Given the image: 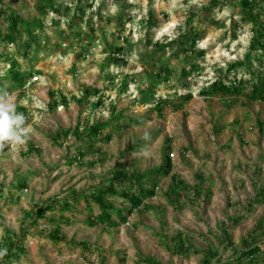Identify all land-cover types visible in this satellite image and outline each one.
I'll use <instances>...</instances> for the list:
<instances>
[{
	"label": "rangeland",
	"instance_id": "obj_1",
	"mask_svg": "<svg viewBox=\"0 0 264 264\" xmlns=\"http://www.w3.org/2000/svg\"><path fill=\"white\" fill-rule=\"evenodd\" d=\"M35 2L0 4L45 27L29 55L26 35L18 46L0 43V90L13 94L17 108L24 107L29 130L25 145L6 144L0 152V246L6 252L8 238L22 237L25 247L20 261L11 264H100L102 258L105 264H229L246 240L264 241V103H230L202 94L224 75L221 69L244 58L250 26L238 27L235 38L228 7L214 12V20L202 19L210 0H90L93 8L83 17L68 4V15L45 18L38 16ZM150 14L157 26L148 33ZM195 15L196 25L204 20L198 49L205 57H176L171 49H158L157 43L176 38ZM0 26L8 24L0 20ZM64 43L71 50L65 51ZM17 69L30 75L22 90L7 80ZM88 88L101 94L80 103ZM100 96L104 105L96 107ZM159 103H169L161 116ZM120 115L145 122L106 129L104 135L113 132V139L97 142L103 153L73 162L87 145L77 129L84 133L94 123L114 128ZM145 130L152 135V157L135 158L131 148L144 144ZM59 131L71 133L57 139ZM30 144L36 149L32 154ZM168 156L171 175L128 224L88 227L83 201L64 217L49 213L35 223L38 207L107 185L117 163L131 173L143 172L163 166ZM58 230L60 243L52 240ZM72 243H87L93 252Z\"/></svg>",
	"mask_w": 264,
	"mask_h": 264
},
{
	"label": "trees",
	"instance_id": "obj_2",
	"mask_svg": "<svg viewBox=\"0 0 264 264\" xmlns=\"http://www.w3.org/2000/svg\"><path fill=\"white\" fill-rule=\"evenodd\" d=\"M2 1L3 0H0V4H2ZM67 1L68 4L76 5L82 17L87 14V9L90 10L93 8V5L89 3L90 0ZM58 2V0H36L34 9L38 13V16L42 18L53 14L64 15L65 13L68 15L71 12V8L67 6L68 4H59ZM84 2H86L85 7L83 6ZM226 7L232 9L230 18L235 38L236 29L238 27L245 25L250 26L251 39L248 50L242 60L230 63L225 71L221 69V73H224V75L213 82L202 94L210 98H220L222 101H228L230 103L240 100H246L252 103H264V0H210L209 4L203 9L206 15L203 16L202 19L207 21L214 20L213 13L217 10L221 12L225 10ZM236 9H239L238 14H235ZM237 16H240V20L236 19ZM198 17L199 15H195L191 18L176 38L171 39L165 44L157 43L156 46L158 49L163 53H166L167 49H171L173 55L176 57L182 55L205 57L206 51L198 49V44L203 40L204 34L201 28L204 20L202 23L199 21V25H196L195 19ZM0 20L8 24L6 29L0 26V43L6 46H18L23 35L29 37V41L25 44V55H29L33 42L37 41V39L40 38L39 35L45 32V27L43 25L30 23L18 14V12L8 11L6 8L0 9ZM145 23L148 33H151L157 26V21L153 14L149 15ZM120 26L123 29L124 24L120 23ZM146 42L149 45L153 44L150 38H147ZM116 51L120 53L123 50L117 49ZM127 56L129 57L130 53H128ZM183 72L185 76L191 75V72H186L185 70ZM29 77L30 75L23 74L17 69L11 71V75L7 80L12 85L13 89L22 90L25 88ZM127 88L128 85H124L123 90L126 91ZM85 93L86 98L79 100L80 103L89 100L93 96L97 98L101 94V91H92V89L88 88L85 90ZM63 99L65 102L67 101L66 98ZM190 99L191 96L184 98L186 101ZM167 104L169 103L157 104L156 111L160 116ZM103 105L104 100L100 96L95 106L99 107ZM17 111L26 114L24 107H18ZM115 122L114 128L111 127L113 126L112 123H94L88 128H85L83 130L84 133L80 132L79 127L76 133L80 136H84L83 140L87 145L85 149L81 148L78 150L73 162L84 163L83 161L88 156L102 154L103 149L97 147V142L109 144L113 139V132L106 136L104 135L106 129L110 128L116 132L125 126L141 125L145 120L143 118L125 119L120 115L115 118ZM70 133L71 131H59L56 134L57 139L68 136ZM138 149V146L131 148L132 151H137ZM35 150L34 146L30 144L29 153L32 154ZM172 171L173 163L169 156L163 166L143 172L141 170H136L131 173L125 164L119 162L111 171L110 177L108 178L110 180L107 185L86 190L60 203L51 202L47 205L38 207L35 212V223L39 222V220H46V216L49 213L60 212L64 217L65 213L74 212L78 205H80V202L83 201L86 206L83 213L87 217L85 224L88 227L94 228L100 226L112 229L128 224L136 211L145 207L149 200L157 196L161 183L171 175ZM261 194H264V188ZM6 232L9 235L12 234L7 229ZM161 237L163 238L162 235ZM23 239L22 237L8 238L5 245L7 248L6 252L4 248L0 246L2 264H11L20 261L22 254L25 252ZM52 240L57 243L63 241L59 230L53 234ZM245 243L246 248L240 253L239 257L235 259V263L229 264H264V241L246 240ZM72 245L77 248H82L84 252H93V249L87 243H72ZM98 251L99 253L101 252V250ZM100 264H105V259L102 258ZM203 264H211V262L208 261Z\"/></svg>",
	"mask_w": 264,
	"mask_h": 264
},
{
	"label": "clouds",
	"instance_id": "obj_3",
	"mask_svg": "<svg viewBox=\"0 0 264 264\" xmlns=\"http://www.w3.org/2000/svg\"><path fill=\"white\" fill-rule=\"evenodd\" d=\"M13 94L6 90H0V152L10 145L23 146L29 139V130L26 127L27 117L23 112H18ZM141 140L144 144L134 153L135 158L148 159L152 157V135L148 130L143 131Z\"/></svg>",
	"mask_w": 264,
	"mask_h": 264
},
{
	"label": "built area",
	"instance_id": "obj_4",
	"mask_svg": "<svg viewBox=\"0 0 264 264\" xmlns=\"http://www.w3.org/2000/svg\"><path fill=\"white\" fill-rule=\"evenodd\" d=\"M63 48L65 49V51H69V50H71V46L68 45L67 43H64V44H63ZM35 80H37V78H35Z\"/></svg>",
	"mask_w": 264,
	"mask_h": 264
},
{
	"label": "crops",
	"instance_id": "obj_5",
	"mask_svg": "<svg viewBox=\"0 0 264 264\" xmlns=\"http://www.w3.org/2000/svg\"><path fill=\"white\" fill-rule=\"evenodd\" d=\"M260 197H262V195Z\"/></svg>",
	"mask_w": 264,
	"mask_h": 264
}]
</instances>
